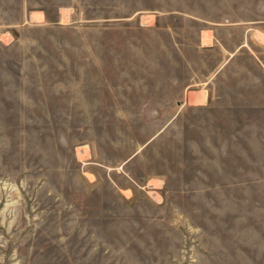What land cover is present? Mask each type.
<instances>
[{
  "label": "rangeland",
  "instance_id": "obj_1",
  "mask_svg": "<svg viewBox=\"0 0 264 264\" xmlns=\"http://www.w3.org/2000/svg\"><path fill=\"white\" fill-rule=\"evenodd\" d=\"M0 264H264V0H0Z\"/></svg>",
  "mask_w": 264,
  "mask_h": 264
}]
</instances>
